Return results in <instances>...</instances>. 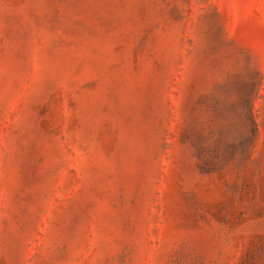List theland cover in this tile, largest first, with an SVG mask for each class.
<instances>
[{
    "label": "rangeland",
    "instance_id": "rangeland-1",
    "mask_svg": "<svg viewBox=\"0 0 264 264\" xmlns=\"http://www.w3.org/2000/svg\"><path fill=\"white\" fill-rule=\"evenodd\" d=\"M0 264H264V0H0Z\"/></svg>",
    "mask_w": 264,
    "mask_h": 264
}]
</instances>
